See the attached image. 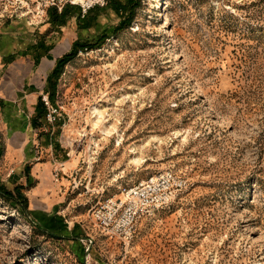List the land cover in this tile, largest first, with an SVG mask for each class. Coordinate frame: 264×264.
Wrapping results in <instances>:
<instances>
[{
	"label": "rangeland",
	"instance_id": "374dc122",
	"mask_svg": "<svg viewBox=\"0 0 264 264\" xmlns=\"http://www.w3.org/2000/svg\"><path fill=\"white\" fill-rule=\"evenodd\" d=\"M132 1L118 29L107 0H0V31L31 43L32 123L48 110L42 168L0 174V264H264V0ZM67 3L94 24H53ZM77 40L98 43L53 79ZM169 170L187 186L130 243L94 227L100 199Z\"/></svg>",
	"mask_w": 264,
	"mask_h": 264
},
{
	"label": "crops",
	"instance_id": "0c3cea01",
	"mask_svg": "<svg viewBox=\"0 0 264 264\" xmlns=\"http://www.w3.org/2000/svg\"><path fill=\"white\" fill-rule=\"evenodd\" d=\"M27 42L22 36L0 31V132L4 135L3 145L0 143V174L4 172L6 176L21 174L25 165L32 166L33 174L42 168V162H37L41 152L37 145V127L29 113L30 98L35 103L37 95L27 81L28 74L22 77L21 73L27 65L24 55L31 50L28 48L31 43ZM29 191L47 195L52 192L40 186Z\"/></svg>",
	"mask_w": 264,
	"mask_h": 264
},
{
	"label": "built area",
	"instance_id": "2783aa9c",
	"mask_svg": "<svg viewBox=\"0 0 264 264\" xmlns=\"http://www.w3.org/2000/svg\"><path fill=\"white\" fill-rule=\"evenodd\" d=\"M187 184L185 178L171 170L150 176L124 189L119 196L100 199L90 210L91 222L100 233L130 243L139 220L170 205Z\"/></svg>",
	"mask_w": 264,
	"mask_h": 264
},
{
	"label": "trees",
	"instance_id": "16d2710c",
	"mask_svg": "<svg viewBox=\"0 0 264 264\" xmlns=\"http://www.w3.org/2000/svg\"><path fill=\"white\" fill-rule=\"evenodd\" d=\"M131 2H134L132 0H126L125 2L122 1V0H107V4L109 7H111L113 10H115L118 15H120L122 17L119 25H118V29L119 28H122V27H125V26H129L133 20V17H134V8L131 9V11H128V5L131 3ZM99 8L98 5H96L95 7H93V10H97ZM70 9H78L79 10V7L76 6V5H71L69 3H67L63 10L61 12L58 11V9L56 7H52L49 9V14H50V21L57 25V26H63L65 25L68 20L71 18L70 13H69V10ZM92 12V9L89 10L87 12V14L84 15V17H82L83 15L81 14V11L79 10L78 11V18L79 20L83 19V24L85 27H89V26H92L94 23L92 21H88L87 18H89V14H91ZM131 12V13H129ZM127 14V16H126ZM97 40V39H96ZM95 42L93 43L92 41L90 40H77L74 45H73V49L70 53L64 55L63 57H61L58 62H57V66L54 70V78H57V76L60 74L59 70L60 68L65 65L69 60H71L72 58H74V56L77 54V52L79 50H82V49H89V48H93L95 45L94 44H97L98 42ZM94 45V46H93ZM54 84V83H53ZM50 97L53 99V93L50 94ZM37 111H36V115L33 117V124L34 126H37L38 125V117H42V116H46L47 115V107L44 105L41 97L40 99L38 100V104H37V107H36ZM5 187H2L0 186V193L5 196V197H8L10 199H18L16 197H14L11 192H7L4 190ZM21 202V201H19ZM21 204L26 208V205L21 202Z\"/></svg>",
	"mask_w": 264,
	"mask_h": 264
}]
</instances>
